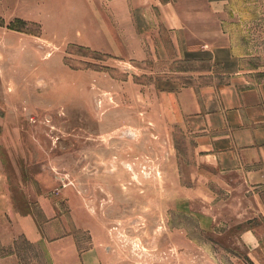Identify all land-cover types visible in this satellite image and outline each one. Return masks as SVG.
Instances as JSON below:
<instances>
[{"label":"rangeland","instance_id":"rangeland-1","mask_svg":"<svg viewBox=\"0 0 264 264\" xmlns=\"http://www.w3.org/2000/svg\"><path fill=\"white\" fill-rule=\"evenodd\" d=\"M236 77L264 82V0H0V264H256L261 196L166 94Z\"/></svg>","mask_w":264,"mask_h":264},{"label":"crops","instance_id":"crops-1","mask_svg":"<svg viewBox=\"0 0 264 264\" xmlns=\"http://www.w3.org/2000/svg\"><path fill=\"white\" fill-rule=\"evenodd\" d=\"M193 56L215 59L225 72H237V61L226 49L206 46ZM166 94L176 120L194 133L199 164L210 176L244 179L264 206V82L246 83L236 77L200 92L188 85ZM242 239L256 264H264V221L244 230Z\"/></svg>","mask_w":264,"mask_h":264}]
</instances>
